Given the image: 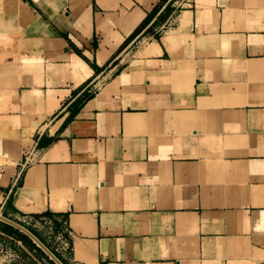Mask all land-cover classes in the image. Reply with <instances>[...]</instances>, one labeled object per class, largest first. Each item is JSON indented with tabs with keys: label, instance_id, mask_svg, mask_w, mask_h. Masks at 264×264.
Here are the masks:
<instances>
[{
	"label": "crops",
	"instance_id": "crops-1",
	"mask_svg": "<svg viewBox=\"0 0 264 264\" xmlns=\"http://www.w3.org/2000/svg\"><path fill=\"white\" fill-rule=\"evenodd\" d=\"M45 212L85 264H264V0H0V214Z\"/></svg>",
	"mask_w": 264,
	"mask_h": 264
},
{
	"label": "rangeland",
	"instance_id": "rangeland-1",
	"mask_svg": "<svg viewBox=\"0 0 264 264\" xmlns=\"http://www.w3.org/2000/svg\"><path fill=\"white\" fill-rule=\"evenodd\" d=\"M142 31L139 33L140 35H136H139L137 40L141 41L145 40V38L147 37H156L158 35L156 31ZM128 43L129 41L126 44L128 45ZM126 44L122 47V49L127 47ZM135 44L133 43L128 47L127 50L131 49V47H133V45ZM77 53L81 57L83 56L81 52V54H79V52ZM26 61H28V59H26ZM29 226H31V228L45 241V243L52 250L57 253L60 259H62L66 264H85L82 261V258L74 256L72 241L68 238L67 235H65V231H63L64 229H56L54 225H52L48 220L39 219L31 221ZM46 256L48 255L46 254ZM78 258H80L81 260H78ZM50 260V258L47 259L46 257L40 255L36 250H33L31 247L25 245L21 240L18 239L16 235L7 234L0 230V264H52ZM88 264L92 263L88 262Z\"/></svg>",
	"mask_w": 264,
	"mask_h": 264
},
{
	"label": "trees",
	"instance_id": "trees-1",
	"mask_svg": "<svg viewBox=\"0 0 264 264\" xmlns=\"http://www.w3.org/2000/svg\"><path fill=\"white\" fill-rule=\"evenodd\" d=\"M158 6H156L152 12H150L148 14V16L144 19V21L136 28V30L133 32V34L127 39V42L130 41L131 39H133L137 34H139L143 29H145V27L147 25L150 24V22L152 21L153 17L157 14L158 12ZM168 12H170V8L169 7H166V9L164 10L163 13H161L159 16H158V19L155 20L146 30L145 32H153L154 31V28H156L158 25H159V22L162 21L168 14ZM157 37V36H156ZM79 54H81L79 52ZM82 58L85 60V61H88L85 57L82 56ZM93 68L99 70L98 67H96L95 65H92L90 64ZM92 95L91 94H88V93H85L83 96H80L75 102L74 104L76 105V108L77 109H80V105L83 104V102L89 98H91ZM72 116H74V114H70L69 118H71ZM54 215L53 213H50V212H45L43 214H37V215H34V218L35 219H39L41 217H49V218H52ZM54 227L56 229H61L59 228L58 226H56V222H54ZM23 225V224H21ZM24 227H26L29 231H31L37 238H39V240H41V242H43L54 254L55 256H57V258L60 259V257L57 255V253L52 250L46 243L45 241L31 228V226H26V225H23ZM0 230L7 233V234H12V235H16L18 237L19 240H21L25 245H27L28 247H31L33 250H36L40 255L46 257L47 259L48 256H46V254L39 248L36 246V244L33 243V241L26 235L24 234L23 232H21L20 230L16 229L15 227L3 222L0 220ZM61 262H63V264H66L62 259H60ZM50 262L52 264H55L53 261L50 260Z\"/></svg>",
	"mask_w": 264,
	"mask_h": 264
},
{
	"label": "water",
	"instance_id": "water-1",
	"mask_svg": "<svg viewBox=\"0 0 264 264\" xmlns=\"http://www.w3.org/2000/svg\"><path fill=\"white\" fill-rule=\"evenodd\" d=\"M0 220L15 227L16 229L20 230L21 232H23L24 234H26L28 237H30L34 243H36V245L41 248L48 256L51 260H53L56 264H63V262H61V260L59 258H57V256H55V254L43 243L41 242V240H39V238H37L31 231H29L26 227H24L23 225L8 219L7 217H4L0 214Z\"/></svg>",
	"mask_w": 264,
	"mask_h": 264
}]
</instances>
